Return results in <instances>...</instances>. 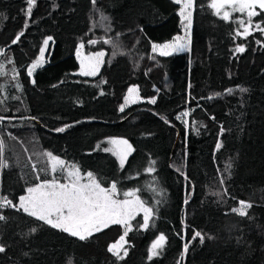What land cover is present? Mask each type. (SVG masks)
Masks as SVG:
<instances>
[{"label": "trees", "instance_id": "1", "mask_svg": "<svg viewBox=\"0 0 264 264\" xmlns=\"http://www.w3.org/2000/svg\"><path fill=\"white\" fill-rule=\"evenodd\" d=\"M207 3L195 0L190 51L160 56L153 43L172 42L183 32L173 0H36L30 19L26 0H0V49L6 50L0 55V99L7 97L0 116L14 117L3 122L9 167L0 170V195L18 205L27 187L39 182L37 175L50 179L32 170V164L46 166L47 151L84 175L91 171L105 187L116 182L122 191L141 189L138 195L155 212L149 229L129 232L127 256L118 260L107 248L123 234L119 225L81 241L23 210L0 208L6 217L0 220V264H264V35L235 37L238 26L214 15ZM106 24L111 34L99 29ZM20 31L24 35L12 44ZM48 37L46 63L33 83L27 69ZM105 38L112 43H103ZM238 45L243 53L235 51ZM78 49L105 51L97 76L77 75ZM133 86L142 102L121 112ZM153 97L156 102L149 103ZM183 111L189 116L177 120ZM65 125L71 127L55 131ZM109 138L132 146L123 169L101 150ZM151 160L156 172L149 175ZM225 189L228 195L216 194ZM238 201L252 205L244 217L230 212ZM138 221L142 215L133 225ZM194 230L206 234L203 244L191 241ZM160 234L166 236L164 249L149 260Z\"/></svg>", "mask_w": 264, "mask_h": 264}, {"label": "snow or ice", "instance_id": "2", "mask_svg": "<svg viewBox=\"0 0 264 264\" xmlns=\"http://www.w3.org/2000/svg\"><path fill=\"white\" fill-rule=\"evenodd\" d=\"M93 4L96 0H92ZM27 10L26 16L28 19L31 18L33 6L36 0H26ZM174 3L180 5L178 14L181 16V22L187 21L186 27H190L192 23V15L195 7V0H174ZM207 7L213 10V14L218 16L225 22L235 23L238 27L235 31V37H241L246 39L249 35H252L254 31H259L264 35V0H208ZM259 9V11H257ZM233 13H240L241 17H233ZM246 14V18L244 17ZM261 16V20L254 22L253 18ZM24 27H28L27 19L25 21ZM242 30V31H241ZM24 35L23 31H20L15 38L12 40V44H16L20 41L21 37ZM181 37H175L173 43L168 44H155L152 45V52L157 53L160 56L171 55L174 51L181 52L187 50L186 44H181ZM52 37H48L43 41L44 47L39 49V58L35 59L34 62L27 69V75L31 77L34 70L42 66L44 60L45 48L47 47L49 41ZM89 43L96 44V40H90ZM103 43H112L109 39H103ZM257 44H261V40H256ZM84 45L81 44L80 48ZM236 52L243 53L245 47L243 45H238L235 48ZM2 49H0V55H4ZM79 49L77 55L79 56ZM105 56V52L98 51L94 55L87 57L89 63L86 65L84 60L81 59V67L79 75L82 76H94L99 71L100 64L102 63V58ZM154 59V57H152ZM8 63H13L9 59ZM4 64L0 62V76L4 75L3 72ZM15 71V69H13ZM17 77L13 76V80ZM35 83V81H32ZM17 89L22 90V85L19 82L15 85ZM0 91H3L0 88ZM240 92H246L247 89L239 88ZM233 89H228L227 94H232ZM101 95L104 93L101 92ZM217 96L220 93L216 94ZM14 99L16 97H13ZM7 97L0 99V105L4 103ZM142 98L139 95L138 87H130L128 89L127 95L124 97V103L120 106L119 110L124 111L126 105L135 103ZM208 99H213V96H209ZM149 103H155L156 99L153 97ZM189 111H183L176 116L177 120H182L183 117H188ZM14 117L0 116V124H2L6 119L11 120ZM23 119H35L34 117H24ZM167 123L168 121L165 120ZM187 125V121H183ZM195 121H193V125ZM66 127H71V125H65L55 129L57 132H64ZM223 128H221L220 134H223ZM9 137L13 140L16 139L10 133ZM112 147H105L101 150L105 152H111L112 155L116 156L121 169L124 168L128 156L132 152V146L127 140H117L111 139L107 141ZM221 143L217 142L216 149L221 148ZM6 143L5 140L0 138V170L9 167L6 155H5ZM100 148V145H97ZM42 155L45 157L46 166L43 168H37L36 164H32V170L34 172L43 173L46 177L51 176L50 179H40L37 175L35 179L39 181L33 186H29L26 189V195L19 196V204L16 205L11 199L6 195H0V208L13 207L17 211L23 210L30 217H34L38 221H42L44 224L51 226L54 229H58L62 232L69 234L72 237H77L79 240L84 241L90 238L92 235L102 232L105 229L113 225H119L123 228V234L119 236L118 240L111 243L107 248V251L115 256L118 260L124 259L127 256V250L124 248L126 237L129 232L133 230L134 227L142 228L144 230L149 229L150 221H153L155 215L154 208L150 206L138 192L141 189H135L130 191H121L117 187L116 182H112L110 187L103 186V181L98 179L91 171L87 172L86 175H82L80 169L75 163L69 164L62 158L56 156L51 152H43ZM156 161H149L148 166L145 168V172L149 175L156 172L155 168ZM231 162L225 165L224 171L228 172L231 169ZM185 179H188L185 175ZM155 182V180H154ZM225 180L221 179L220 184L224 185ZM156 192V189H152ZM159 195L160 193L157 192ZM217 195L223 197L228 195L226 189L223 192L216 193ZM122 195V198H121ZM157 204L160 203L159 200L156 201ZM187 203V200H185ZM238 207L233 206L230 209L231 213L238 214L241 217L247 215V209L252 207L250 202L238 201ZM142 214V221H138L137 225H133L132 221L136 219L137 216ZM226 215L228 213H225ZM6 217L0 215V220H5ZM36 231V229H32ZM179 235V234H178ZM205 233L201 230H194L191 237V241H195L199 238L201 244L205 241ZM183 239V237H181ZM209 239L212 237L209 236ZM185 243L183 245V253L188 252L189 244ZM166 244V236L160 234L156 237L154 242L149 249V260L154 256H158L162 253L164 246ZM160 251H157V250ZM123 250V255L121 251ZM5 248L0 246V253H3ZM183 259V256L181 257Z\"/></svg>", "mask_w": 264, "mask_h": 264}, {"label": "rangeland", "instance_id": "3", "mask_svg": "<svg viewBox=\"0 0 264 264\" xmlns=\"http://www.w3.org/2000/svg\"><path fill=\"white\" fill-rule=\"evenodd\" d=\"M173 1H174V0H173ZM179 6H180V5H179ZM245 15H246V14H245ZM180 18H181V16H180ZM104 22L108 23L107 21H104ZM186 25H187V21H184V22L182 23V26H183V32H182V34L180 35V37L182 38L181 41H180V43H181V44H186V45H187V50H186V51H181V52H175V51H174L171 55H174V54H182V53H186V52H189V51H190L192 23H191V26H190V27H186ZM99 29H100L101 31H106V32H108V34H111V31H108V29H110V28L108 27V24H106L105 26H100ZM94 40L97 41V39H94ZM51 41H52V40L49 41L47 47L45 48L44 60H43L42 66H40V67H38L36 70H34L33 75L30 77L32 81L34 80V77H35L36 73L38 72V70H40V69L45 65V63H46V55H47L48 48H49V45H50V42H51ZM173 42H174V40H173L172 42H169L168 44H171V43H173ZM160 45H162V44H160ZM43 47H44V45H43ZM103 52H105V51H103ZM79 53H80V54H79L80 65H81V59H83L84 62H85V64L87 65V64L89 63L87 57H89V56H91V55H94L96 52L85 53L83 50H80ZM157 54H158V52H157ZM168 56H170V55H168ZM105 57H106V55L102 58V63L100 64L99 71L96 73V75H94V76H82V75H80V76H82V77H89V78H93V77L97 76V75L99 74L100 70H101V67H102L103 63H104V59H105ZM38 58H39V57H38ZM79 72H80V70H79ZM79 72L77 73V75H79ZM138 90H139V89H138ZM139 95H140V93H139ZM140 102H142V100H139V101H137V102H135V103L128 104V105L125 106V108L131 107V106L136 105V104H138V103H140ZM125 108H124V109H125ZM2 130H3V123L0 124V138H2V139L5 140V136H4V137L2 136V133H3ZM6 131H7V130H6ZM9 133H10V131H9L6 135L8 136ZM10 134H11V133H10ZM111 139L121 140L120 138H109V139H107V141H109V140H111ZM105 147H112V146L106 142ZM109 153H111V152H109ZM111 154H112V153H111ZM115 158H116V156H115ZM67 163H69V162H67ZM69 164H72V163H69ZM81 174L84 175L83 173H81ZM50 177H51V176H50ZM0 179H1V175H0ZM0 186H1V184H0ZM117 187H118V186H117ZM118 189H119V187H118ZM119 190H120V189H119ZM120 191H121V194H122L123 191H122V190H120ZM26 194H27V193H26ZM121 198H122V195H121ZM141 215H142V214H141ZM137 217H138V216H137ZM137 217H136V218H137ZM133 221H134V220H133ZM133 221H132V224H133ZM126 244H127V243H125L124 248H125ZM157 251H159V249H158ZM122 252H123V250L121 251V253H122ZM158 256H159V255H158ZM158 256H154V257H152V259H154V258H156V257H158Z\"/></svg>", "mask_w": 264, "mask_h": 264}, {"label": "water", "instance_id": "4", "mask_svg": "<svg viewBox=\"0 0 264 264\" xmlns=\"http://www.w3.org/2000/svg\"><path fill=\"white\" fill-rule=\"evenodd\" d=\"M4 53L6 52V50L3 51Z\"/></svg>", "mask_w": 264, "mask_h": 264}]
</instances>
